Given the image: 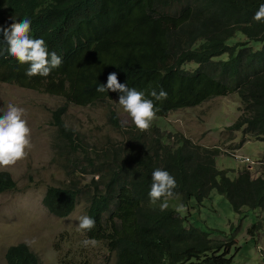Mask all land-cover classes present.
Returning <instances> with one entry per match:
<instances>
[{
	"label": "trees",
	"instance_id": "16d2710c",
	"mask_svg": "<svg viewBox=\"0 0 264 264\" xmlns=\"http://www.w3.org/2000/svg\"><path fill=\"white\" fill-rule=\"evenodd\" d=\"M262 4L264 0H0V29L30 19V37L43 39L49 53L62 58L48 77H27L28 65L7 53L0 31V82L65 100L52 112L51 124L58 133L56 152L72 175L66 186L48 188L43 198L48 212L70 216L83 193L78 177L90 174L87 216L95 227L86 235L106 243L116 264H235L234 242L214 241L210 233L189 226V216L170 205L161 211L160 202L151 204L152 173L161 169L175 178V195L168 200L180 198L186 209L192 200L202 204L218 189L237 212L245 207L264 211V175L254 178L246 168L232 178L217 165L221 146L202 145L179 132L171 139L156 124L141 132L131 121L125 143L99 152L64 119L70 105L119 100V92L97 91L115 72L121 84L153 100L155 118L237 93L241 113L228 129L264 141V22L254 20ZM237 32L246 40L234 42ZM251 41L262 45L254 48ZM152 90L167 92V99L155 100ZM109 122L122 128L113 107ZM260 161L264 165V156ZM16 189L11 173L1 171L0 194ZM5 260L40 264L24 243L10 246Z\"/></svg>",
	"mask_w": 264,
	"mask_h": 264
},
{
	"label": "rangeland",
	"instance_id": "374dc122",
	"mask_svg": "<svg viewBox=\"0 0 264 264\" xmlns=\"http://www.w3.org/2000/svg\"><path fill=\"white\" fill-rule=\"evenodd\" d=\"M234 38V42L246 40L241 32ZM250 45L258 48L262 44L251 41ZM223 58H228V54ZM118 102L115 98L88 107L70 105L65 123L96 151L123 144L131 118ZM7 103L25 109L24 119L31 129L32 147L25 159L10 168L0 169V172L11 173L17 184L15 191L0 194V264H7V249L21 243L28 245L39 257L40 264H116L117 256L109 251L106 243L97 241L95 247L85 248L81 242L89 238L86 232L77 231L78 218L88 213L94 176L80 173L78 182L83 193L70 216L55 217L43 205L48 188L66 186L72 175V168L56 152L58 133L51 124L52 112L65 100L0 82V109L6 108ZM240 104L237 93L218 96L157 117L151 125L156 124L163 132L172 134L171 139L179 132L199 144L221 146L223 152L217 159L220 169L236 178L250 168L257 178L264 175V165L260 161L264 156V141L246 136L243 131L228 129L241 113ZM111 107L118 113L121 129L109 122ZM3 114L0 111V117ZM246 157L256 163L245 161ZM168 205L189 216L188 225L210 233V239L234 242L231 256L235 257V264H264L263 210L245 207L237 212L230 199L218 189L212 190L202 204L197 199L192 200L187 209L180 198L169 199Z\"/></svg>",
	"mask_w": 264,
	"mask_h": 264
},
{
	"label": "clouds",
	"instance_id": "9594fccd",
	"mask_svg": "<svg viewBox=\"0 0 264 264\" xmlns=\"http://www.w3.org/2000/svg\"><path fill=\"white\" fill-rule=\"evenodd\" d=\"M254 20L264 22V4L260 5L255 13ZM30 30L31 20L27 18L22 21L16 20L7 29H0L8 45L7 53L21 65H28L25 75L46 78L54 69L61 66L62 58L54 51L49 53L43 39L31 38ZM3 54L0 51V55ZM109 90L121 93L118 103L131 118L135 127L141 132L148 131L156 116L153 100L146 98L143 92L121 84L115 72L108 75L106 85L100 84L97 88L100 93ZM150 95L157 101L167 99V92L163 90L159 93L152 90ZM0 111L4 113L0 117V169H7L26 158L28 150L32 147L31 129L24 119L25 109L22 107L7 103L6 108ZM176 187L177 182L168 171L154 170L149 192L151 204L156 205L160 202V210H167L168 198L175 195ZM78 221L77 231L81 233L90 232L95 227V221L87 215L80 216ZM81 243L85 248L97 245L95 239H85Z\"/></svg>",
	"mask_w": 264,
	"mask_h": 264
},
{
	"label": "built area",
	"instance_id": "2783aa9c",
	"mask_svg": "<svg viewBox=\"0 0 264 264\" xmlns=\"http://www.w3.org/2000/svg\"><path fill=\"white\" fill-rule=\"evenodd\" d=\"M245 161L250 163H256L254 160H252L250 157L243 158ZM260 163V162H259Z\"/></svg>",
	"mask_w": 264,
	"mask_h": 264
}]
</instances>
